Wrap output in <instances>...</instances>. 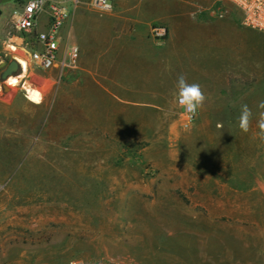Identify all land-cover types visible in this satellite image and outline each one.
<instances>
[{"label":"rangeland","instance_id":"obj_1","mask_svg":"<svg viewBox=\"0 0 264 264\" xmlns=\"http://www.w3.org/2000/svg\"><path fill=\"white\" fill-rule=\"evenodd\" d=\"M18 4L0 0V62H27L8 97L0 79V179L9 180L0 264H264V33L244 26L237 9L220 83L184 127L177 77L197 83L205 69L166 68L159 51L155 78L144 67L136 76V100L117 99L96 91L101 69L30 63L20 45L30 38L8 36ZM110 72L116 80L117 68ZM30 79L41 83L32 88L40 105L25 96ZM242 104L253 113L247 133Z\"/></svg>","mask_w":264,"mask_h":264},{"label":"crops","instance_id":"obj_2","mask_svg":"<svg viewBox=\"0 0 264 264\" xmlns=\"http://www.w3.org/2000/svg\"><path fill=\"white\" fill-rule=\"evenodd\" d=\"M79 1L80 5L71 9L69 19L60 31V46L70 43L78 47L75 70L101 69L102 81L96 91L121 100H136V83H140L136 76L144 67L149 69L148 78H155L159 51L164 53L166 68L205 69L203 79L197 83L206 97L220 83L221 45L225 39L229 45L230 36L235 37L237 32V8L229 1L113 0L111 9L105 12L94 9L91 0ZM18 7L19 4L15 9ZM47 24V17L41 16L36 32L45 31ZM155 24L166 27L168 33L166 42L159 48L149 35ZM0 42L5 43L2 36ZM114 68H117L116 80L110 78L113 75L110 69ZM109 82L122 87L116 92L105 86ZM9 86L8 81L5 86L1 84L4 97L9 96ZM29 86V90H33L41 83L30 79ZM41 100L31 102L40 105Z\"/></svg>","mask_w":264,"mask_h":264},{"label":"built area","instance_id":"obj_3","mask_svg":"<svg viewBox=\"0 0 264 264\" xmlns=\"http://www.w3.org/2000/svg\"><path fill=\"white\" fill-rule=\"evenodd\" d=\"M227 1L240 11L244 26L264 33V0ZM112 2L113 0H91V6L98 11L105 12L111 9ZM79 5V0H21L19 7L11 14V31L8 36L9 38L15 37L12 35L16 33L30 38L27 41L20 39V45L25 46L24 51L29 55V62L41 70L75 69L79 54L78 47L70 43L61 47L59 37L61 29L69 19L71 9ZM43 15L47 17V29L43 32H36V26ZM149 35L155 43L161 44L166 40L167 29L160 24H155L151 27ZM178 108L183 118V126L188 127L197 113L195 116H190L179 106ZM8 184V179H0V202L7 192ZM70 264L82 263L71 261ZM108 264L138 263L114 258L110 259Z\"/></svg>","mask_w":264,"mask_h":264},{"label":"clouds","instance_id":"obj_4","mask_svg":"<svg viewBox=\"0 0 264 264\" xmlns=\"http://www.w3.org/2000/svg\"><path fill=\"white\" fill-rule=\"evenodd\" d=\"M176 91L174 93L175 103L183 109L190 116H195L198 109H200L207 97L198 83H189L184 74H180L177 77ZM258 108L261 109L259 113V119L257 121V127L259 129V137L264 140V100L260 101ZM253 113L247 104L240 106V115L238 117V126L241 131L247 133L251 126Z\"/></svg>","mask_w":264,"mask_h":264},{"label":"water","instance_id":"obj_5","mask_svg":"<svg viewBox=\"0 0 264 264\" xmlns=\"http://www.w3.org/2000/svg\"><path fill=\"white\" fill-rule=\"evenodd\" d=\"M0 79L2 80V85L5 86V82L11 77H16L22 71L20 63L16 59H12L8 63L0 62Z\"/></svg>","mask_w":264,"mask_h":264},{"label":"bare ground","instance_id":"obj_6","mask_svg":"<svg viewBox=\"0 0 264 264\" xmlns=\"http://www.w3.org/2000/svg\"><path fill=\"white\" fill-rule=\"evenodd\" d=\"M12 49L15 50V48L13 46H12ZM18 61H19L20 65H21L22 72L25 74L26 71H27V62H26V60L24 58H22V57H18ZM11 81H16V83H17V77H11V78L8 79V83L10 85H15L16 83H11ZM35 93L39 94L38 99H33V95ZM26 96H27V98L30 101H32L34 103H38L41 100V94L37 90H29V89H27L26 90Z\"/></svg>","mask_w":264,"mask_h":264},{"label":"snow or ice","instance_id":"obj_7","mask_svg":"<svg viewBox=\"0 0 264 264\" xmlns=\"http://www.w3.org/2000/svg\"><path fill=\"white\" fill-rule=\"evenodd\" d=\"M11 83H16V81H11ZM38 96H39V94L38 93H35L33 95V99H38Z\"/></svg>","mask_w":264,"mask_h":264}]
</instances>
